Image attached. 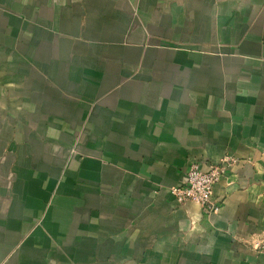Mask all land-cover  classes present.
I'll return each instance as SVG.
<instances>
[{
	"label": "crops",
	"instance_id": "crops-1",
	"mask_svg": "<svg viewBox=\"0 0 264 264\" xmlns=\"http://www.w3.org/2000/svg\"><path fill=\"white\" fill-rule=\"evenodd\" d=\"M236 163L219 210L177 203ZM264 0H0V264H264Z\"/></svg>",
	"mask_w": 264,
	"mask_h": 264
},
{
	"label": "built area",
	"instance_id": "built-area-1",
	"mask_svg": "<svg viewBox=\"0 0 264 264\" xmlns=\"http://www.w3.org/2000/svg\"><path fill=\"white\" fill-rule=\"evenodd\" d=\"M235 163L236 159L227 155L206 171H202L198 164H192L184 182L169 188V192L177 203L193 202L203 207L205 212L215 213L219 206L215 203L213 188ZM255 248L264 256V240L259 241Z\"/></svg>",
	"mask_w": 264,
	"mask_h": 264
}]
</instances>
